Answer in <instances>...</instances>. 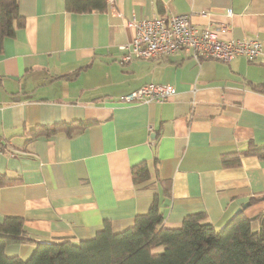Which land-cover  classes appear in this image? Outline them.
Segmentation results:
<instances>
[{"label": "crops", "instance_id": "obj_1", "mask_svg": "<svg viewBox=\"0 0 264 264\" xmlns=\"http://www.w3.org/2000/svg\"><path fill=\"white\" fill-rule=\"evenodd\" d=\"M18 2L25 24L0 53V140L8 149L0 147V173L17 179L0 185V221L23 217L33 240L8 244L7 254L26 259L39 242H79L107 221L123 230L155 196L172 227L203 212L220 228L250 201L243 211L261 229L264 0H109L104 11L82 13L65 0ZM164 13L190 14L199 27L225 23L222 39L258 40L262 52L253 61H199L184 51L122 61L120 46L134 36L128 21ZM149 82L177 93L123 99ZM59 122L87 124L31 138L37 126ZM231 155L239 162L225 166ZM143 161L150 178L135 184L132 169Z\"/></svg>", "mask_w": 264, "mask_h": 264}, {"label": "trees", "instance_id": "obj_2", "mask_svg": "<svg viewBox=\"0 0 264 264\" xmlns=\"http://www.w3.org/2000/svg\"><path fill=\"white\" fill-rule=\"evenodd\" d=\"M69 11L78 13L107 9V0H65ZM25 18L18 0H0V53L7 37H14L23 27ZM84 122H59L31 130V138L65 132L71 135L85 127ZM6 142L0 147L7 151ZM261 147H250L251 153ZM236 155V154H234ZM223 158L226 165H237L239 157ZM133 181L139 184L150 178L148 164L143 161L132 169ZM17 179L0 173V185ZM169 192V188H166ZM258 199H251L256 202ZM203 212L188 214L179 226L166 224L165 211L159 198L145 213L137 214L129 227L115 231L109 221L93 237L79 242L70 240L39 242L28 258L9 255L10 243H26L28 235L21 216L7 215L0 221V264H264V214L262 227H252L253 218L244 211L231 216L223 229L205 220Z\"/></svg>", "mask_w": 264, "mask_h": 264}, {"label": "built area", "instance_id": "obj_3", "mask_svg": "<svg viewBox=\"0 0 264 264\" xmlns=\"http://www.w3.org/2000/svg\"><path fill=\"white\" fill-rule=\"evenodd\" d=\"M128 24L133 28L134 36L128 46H121L126 49L122 61H131L133 57L167 56L179 49H184L199 61H230L237 56L253 61L263 49L261 43L254 39H222L220 33L227 32L229 25L215 22L199 27L192 23L191 15L187 13H164L153 18L133 16ZM173 87L149 82L126 93L123 99L128 102L164 101L176 94Z\"/></svg>", "mask_w": 264, "mask_h": 264}, {"label": "rangeland", "instance_id": "obj_4", "mask_svg": "<svg viewBox=\"0 0 264 264\" xmlns=\"http://www.w3.org/2000/svg\"><path fill=\"white\" fill-rule=\"evenodd\" d=\"M107 1H109V0H107ZM160 15V14H159ZM155 17V16H154ZM150 18H153V17H150ZM129 44V43H128ZM128 44H124V45H121V46H128ZM121 46H120V48H121ZM121 49H123L124 50V48H121ZM179 51H184L185 52V50L184 49H179ZM177 52V51H176ZM176 52H174V53H176ZM174 53H171V54H174ZM170 55V54H169ZM162 57H164V56H162ZM192 57V56H191ZM135 58H138V57H133L132 59H135ZM152 58H157V57H151V58H144V59H152ZM216 60H219V59H216ZM220 61H222V60H220ZM153 83H155V82H153ZM159 84H164V83H159ZM166 85H170V86H174V85H172V84H166ZM175 87V86H174ZM173 87V88H174ZM175 89H176V87H175ZM176 93H177V89H176ZM176 94L174 93L173 95H171L170 97H174ZM9 153H11V154H13V152H11V151H9ZM136 184V183H135ZM225 225V224H224ZM223 226V225H222ZM221 226V227H222ZM220 227V228H221ZM222 229V228H221Z\"/></svg>", "mask_w": 264, "mask_h": 264}, {"label": "water", "instance_id": "obj_5", "mask_svg": "<svg viewBox=\"0 0 264 264\" xmlns=\"http://www.w3.org/2000/svg\"><path fill=\"white\" fill-rule=\"evenodd\" d=\"M262 199H264V197H262ZM250 204H251L250 201L244 203L242 206H240V207L235 211V213H234L232 216H234V215L237 214V213L242 212V211H243L247 206H249ZM224 227H225V225H223L221 228L223 229Z\"/></svg>", "mask_w": 264, "mask_h": 264}]
</instances>
